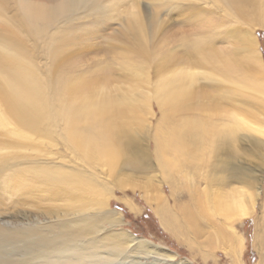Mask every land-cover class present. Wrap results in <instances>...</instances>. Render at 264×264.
<instances>
[{"label":"bare ground","instance_id":"1","mask_svg":"<svg viewBox=\"0 0 264 264\" xmlns=\"http://www.w3.org/2000/svg\"><path fill=\"white\" fill-rule=\"evenodd\" d=\"M42 1L0 0V24L4 28L0 31V134L11 138L10 147L17 150L14 155H0V185L19 184L31 190L37 184L43 185L46 199L64 198L71 210L64 214L48 211L45 215L52 220L37 225L1 223L2 218L9 217L0 213V264H144L141 261L148 259H153L150 264H171L166 258L160 259L157 247L149 241L123 229L114 231L123 224V217L109 209L113 183L102 171L106 167L108 176L120 186L128 178L127 172L149 171L144 165L149 155L137 145L138 139L144 141L142 136L150 132V124L141 115L144 108H149L150 99L140 102L129 94L114 98L108 92V83H100L97 78H62L57 70L58 49L44 77L26 45L28 41L44 42V34L59 21L81 10L98 9L102 0ZM216 1L252 28L264 25L261 0ZM12 4L16 13L6 21L4 14ZM142 17L139 10L131 15L140 37L135 52L145 54ZM152 20L148 19L147 29ZM247 39L249 45L243 51H220L202 39L194 45L199 65L211 72L210 77L220 78L232 87L222 100L233 110L226 109L224 102L208 101L207 93L196 92L194 73L174 72L155 86L152 97L162 114L154 140L164 169L174 164L173 155L195 166L201 153L194 154L195 150L218 152L239 141L264 149V123L259 129L252 128L251 112L239 114L233 101L235 96L249 94L260 96L264 103V69L254 52L258 50L255 39ZM61 145L69 152V162L51 157V150ZM126 152L142 161H127L118 170L116 164ZM172 189L170 186L173 194ZM153 202H157L155 210L162 224L172 232H181L178 218L167 210L168 201L163 198ZM89 204L96 208L88 209ZM127 205L136 211L131 203ZM255 205L253 200L252 210H245L232 199L226 209L244 217L253 212ZM188 214L190 224H194L193 211Z\"/></svg>","mask_w":264,"mask_h":264},{"label":"rangeland","instance_id":"2","mask_svg":"<svg viewBox=\"0 0 264 264\" xmlns=\"http://www.w3.org/2000/svg\"><path fill=\"white\" fill-rule=\"evenodd\" d=\"M44 4L48 3L44 0ZM138 10L146 30L145 54L135 52L139 49L140 37L131 15ZM15 13L12 4L4 14L6 21ZM152 17L150 29H147L148 19ZM2 29L0 24V31ZM248 36L256 41L258 50L254 52L264 69V25L248 26L219 1L102 0L98 9L81 10L59 21L44 34V42L26 43L34 64L41 68L44 77L48 76L54 52L58 49L57 70L62 78H97L100 83H108V92L114 98L129 94L140 102L150 99L149 108L141 112L145 123L150 124V132L142 136L147 140L138 139L137 145L149 155L144 164L149 171L127 172L128 178L121 186L108 176L106 167L102 171L113 183L109 209L123 217V224L114 231L123 229L136 238L149 241L157 247L160 259L166 258L171 264H264V149L239 141L218 152L195 150L194 154L201 152L195 166L173 155L174 164L164 169L154 140L162 111L152 93L162 78L174 72L194 73L196 92L207 93L208 101L224 102L226 109L233 110L231 105H226L225 99L222 100L232 87L220 78L210 77L211 72L199 65L200 56L194 51V45L202 39L201 42H208L220 51H243L244 46L249 45ZM51 41L54 44L49 45ZM233 101L239 107V114L251 112L252 128L262 126L264 103L260 96L239 95ZM214 120L217 121L216 117ZM243 134L259 136L255 132ZM130 136L136 138L133 133ZM10 140L0 134V155L17 152L10 147L13 146ZM68 153L61 145L51 150V157L69 162ZM135 160L142 161L132 152H126L117 162V169ZM246 173L251 176L247 177ZM163 198L169 203V213L178 218L181 232H172L157 215V202L153 201ZM232 199L245 210H252L253 200L256 205L252 213L241 217L228 213L226 208ZM128 202L136 211L128 207ZM66 204L64 198L46 199L44 186L40 184L33 190L19 184L0 185V213L9 217L7 220L1 216V223L45 224L52 220L45 215L48 211L64 214L71 210ZM91 207L96 208L92 204L87 206ZM191 211L195 216L194 224L188 219ZM106 228L109 227L106 225ZM141 262L154 263L153 259Z\"/></svg>","mask_w":264,"mask_h":264}]
</instances>
